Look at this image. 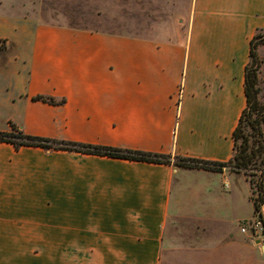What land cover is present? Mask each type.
Masks as SVG:
<instances>
[{
    "label": "crops",
    "instance_id": "crops-1",
    "mask_svg": "<svg viewBox=\"0 0 264 264\" xmlns=\"http://www.w3.org/2000/svg\"><path fill=\"white\" fill-rule=\"evenodd\" d=\"M188 20L181 39L24 17L1 37L0 131L229 161L264 0H190ZM239 177L0 141V264H161L170 217L217 226L241 213L229 182ZM219 235L198 250L200 264H264L258 239Z\"/></svg>",
    "mask_w": 264,
    "mask_h": 264
},
{
    "label": "rangeland",
    "instance_id": "rangeland-1",
    "mask_svg": "<svg viewBox=\"0 0 264 264\" xmlns=\"http://www.w3.org/2000/svg\"><path fill=\"white\" fill-rule=\"evenodd\" d=\"M189 9L190 0H0V50L7 47V41L1 37L12 35L24 17L88 30L132 34L161 32L183 39L187 33ZM262 41L257 51L260 63L259 99L264 104V39ZM16 48L14 42L9 52ZM7 57V52L0 54V65L6 64ZM262 131L258 134L250 127L245 128L251 139V148L255 151L253 164L247 172H241L249 182L243 177L229 178L242 201L241 213L229 211L217 226L216 223L188 215L170 217L165 227L161 264H200L198 250L205 246L206 240L214 235L220 236L221 231L231 232L237 240H246L247 236L255 240L251 234H243L240 228L260 211L255 209V202L260 201L256 183L264 175V124ZM201 177L199 181L208 180L206 176ZM211 179L213 183L215 180ZM217 179L221 183V177ZM226 182L224 180V184ZM252 202L254 216L243 219L252 215ZM258 236L262 238L257 239L264 243V236L260 233Z\"/></svg>",
    "mask_w": 264,
    "mask_h": 264
},
{
    "label": "trees",
    "instance_id": "trees-1",
    "mask_svg": "<svg viewBox=\"0 0 264 264\" xmlns=\"http://www.w3.org/2000/svg\"><path fill=\"white\" fill-rule=\"evenodd\" d=\"M263 32L264 28L259 29L251 40L250 61L245 69V94L247 105L243 110L238 125L233 133L235 154L233 158L227 162L210 161L177 155L172 156L171 154L148 153L109 146L36 137L25 134L22 130L15 127V125H13V131L11 132L0 131V141L12 143L16 149H19L22 146H34L48 150H67L152 163L171 164L173 162L176 166L193 169L222 171L224 168H230L237 172H247L248 168L253 164L255 151L251 148V139L250 136L245 133V128L250 127L258 134L263 133L264 104H262L259 99V94L261 92L259 86L260 63L257 51L258 47L263 44ZM34 100H43L53 104L64 102L63 100L56 101L53 97L45 96H36L34 97ZM251 182L253 184L254 180L251 179ZM256 187L259 190L260 201L259 203L255 202V209L261 210V204H264V175L260 177L256 183Z\"/></svg>",
    "mask_w": 264,
    "mask_h": 264
},
{
    "label": "built area",
    "instance_id": "built-area-1",
    "mask_svg": "<svg viewBox=\"0 0 264 264\" xmlns=\"http://www.w3.org/2000/svg\"><path fill=\"white\" fill-rule=\"evenodd\" d=\"M263 209H264V204H261V210L259 211V213H257V215L254 218L246 221V223L241 226L240 229L242 233L251 234V236H253L255 239L262 238L261 236H258L259 233L264 236Z\"/></svg>",
    "mask_w": 264,
    "mask_h": 264
},
{
    "label": "water",
    "instance_id": "water-1",
    "mask_svg": "<svg viewBox=\"0 0 264 264\" xmlns=\"http://www.w3.org/2000/svg\"><path fill=\"white\" fill-rule=\"evenodd\" d=\"M257 243L262 245V249H263V251H264V244L262 243V240H260V239L257 240Z\"/></svg>",
    "mask_w": 264,
    "mask_h": 264
}]
</instances>
